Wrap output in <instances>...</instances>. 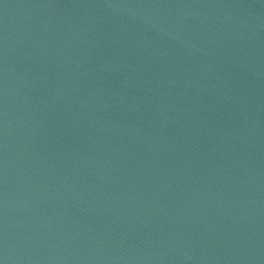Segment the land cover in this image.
Instances as JSON below:
<instances>
[{
	"label": "water",
	"instance_id": "95a60500",
	"mask_svg": "<svg viewBox=\"0 0 264 264\" xmlns=\"http://www.w3.org/2000/svg\"><path fill=\"white\" fill-rule=\"evenodd\" d=\"M0 264H264V0H0Z\"/></svg>",
	"mask_w": 264,
	"mask_h": 264
}]
</instances>
